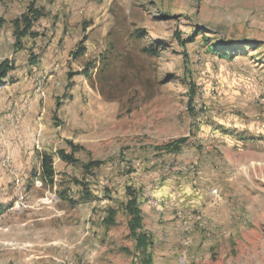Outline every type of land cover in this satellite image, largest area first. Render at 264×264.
<instances>
[{"label": "rangeland", "instance_id": "rangeland-1", "mask_svg": "<svg viewBox=\"0 0 264 264\" xmlns=\"http://www.w3.org/2000/svg\"><path fill=\"white\" fill-rule=\"evenodd\" d=\"M5 59L0 89L27 79L32 95L0 109V264H264V0H0ZM39 108L70 137L35 151L52 182L9 152ZM127 185L151 255L129 234Z\"/></svg>", "mask_w": 264, "mask_h": 264}, {"label": "trees", "instance_id": "trees-1", "mask_svg": "<svg viewBox=\"0 0 264 264\" xmlns=\"http://www.w3.org/2000/svg\"><path fill=\"white\" fill-rule=\"evenodd\" d=\"M25 22V28L20 32V34H17L18 39H21L22 36L27 35L29 28L32 26L31 18L28 17V15H24L22 18L16 19L14 21L16 30H19L21 23ZM30 35H36L35 33H30ZM211 50L215 52L220 53V49L216 48L215 46L211 48ZM222 56H229L230 53L223 52L221 53ZM230 57V56H229ZM12 68V64L9 59H5L0 63V84L3 82V79L7 76V73ZM186 141L185 138H180L175 143H168L163 148H170V150H176L179 149V143H184ZM69 145L72 148V152L68 154L65 150H61L60 154L61 156L66 159L68 162H70L69 159L75 160L76 158L72 157L74 156V151L78 148L81 149L82 147L79 145H75L72 141L68 142ZM41 163H42V169L43 174L46 179H48L50 182H52V178L54 175V169H53V157L50 154L43 153L41 155ZM104 164V161L102 160H91L84 164V170L87 174H93V169H98ZM126 196L127 201L125 202V210L129 215V221H128V228H129V234L135 239L136 246L139 250H142L144 253H147L149 255L152 254L153 248H154V238L152 233L147 230L144 226V217H143V211L141 208L142 200L140 197V191L133 187L132 185L126 186ZM108 219H112L111 216L115 214V211L111 210L109 211ZM150 256L149 259L150 260ZM151 262H149L150 264Z\"/></svg>", "mask_w": 264, "mask_h": 264}, {"label": "crops", "instance_id": "crops-1", "mask_svg": "<svg viewBox=\"0 0 264 264\" xmlns=\"http://www.w3.org/2000/svg\"><path fill=\"white\" fill-rule=\"evenodd\" d=\"M12 68L9 71H11ZM6 77H9V72ZM5 80L6 79H3V82H5ZM12 90H14L15 93L25 94V96L32 95V83H28L27 79H24V83L18 85V87H14V89L12 86H4V89H0V109L4 107L7 97L11 94L10 92H12ZM40 109L41 108H39L36 113L33 112L34 115H30V119L25 124L8 131L11 140V148H9L10 151H8L10 152L14 165H30L35 158L41 159V156H35L36 149L39 151H41V149L43 150L48 142L55 144L54 146H58V143L61 142L62 139L70 138L62 135L59 136L57 134V129H43L39 120H42L45 114L41 112ZM74 144L78 145L77 143ZM57 155L59 156L60 154L57 153ZM141 208L144 215L145 209L142 206Z\"/></svg>", "mask_w": 264, "mask_h": 264}, {"label": "built area", "instance_id": "built-area-1", "mask_svg": "<svg viewBox=\"0 0 264 264\" xmlns=\"http://www.w3.org/2000/svg\"><path fill=\"white\" fill-rule=\"evenodd\" d=\"M39 90H42V88H39ZM260 103L262 104V105H264V97H262L261 99H260ZM2 130L0 129V132H1ZM7 161H10L9 160V158L7 159ZM185 169V168H184ZM14 171H15V175H16V168H14ZM17 185H18V187H20V183H18L17 182ZM215 193H217V191L215 190L214 191ZM150 194H151V192H150ZM147 198H148V202L149 203H151V204H154V205H158V201L151 195V196H146ZM25 203H27V201L25 200V195H21V197H20V199L17 201V205L18 206H20V204H25Z\"/></svg>", "mask_w": 264, "mask_h": 264}]
</instances>
